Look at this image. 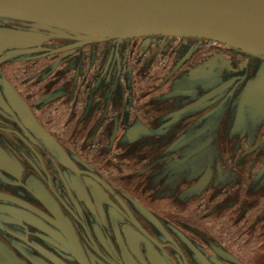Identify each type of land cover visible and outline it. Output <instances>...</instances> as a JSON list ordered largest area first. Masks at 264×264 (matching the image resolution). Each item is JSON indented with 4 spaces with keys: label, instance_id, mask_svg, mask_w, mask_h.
I'll return each instance as SVG.
<instances>
[{
    "label": "flooded vegetation",
    "instance_id": "af4514ba",
    "mask_svg": "<svg viewBox=\"0 0 264 264\" xmlns=\"http://www.w3.org/2000/svg\"><path fill=\"white\" fill-rule=\"evenodd\" d=\"M1 46L0 82L9 89L0 91V199L19 211L10 222L0 214V264H200L191 258L193 250L202 264H216L218 257L239 263L215 239L189 229L214 214V181L163 220L162 196L142 198L162 186L150 188L147 180L137 186L144 169L134 165L125 133L155 114L151 102L135 97L134 90L141 92L128 74L118 80L108 59L106 70L88 68L96 59L66 52L74 42L33 55V48ZM20 55L26 58H12ZM263 139L261 134L245 153ZM188 240L194 244L184 245Z\"/></svg>",
    "mask_w": 264,
    "mask_h": 264
},
{
    "label": "rangeland",
    "instance_id": "374dc122",
    "mask_svg": "<svg viewBox=\"0 0 264 264\" xmlns=\"http://www.w3.org/2000/svg\"><path fill=\"white\" fill-rule=\"evenodd\" d=\"M69 34L33 22L0 18V46L6 45L7 50L33 48L30 55L53 53L75 42ZM90 42H80L66 52L96 59L97 64L88 68L106 70L102 63L108 59L107 66L112 65L122 76L128 74V83L131 78L141 92L138 95L134 90L135 97L140 96L142 103L151 102L154 118L131 123L125 133L134 165L144 169L136 175L137 186L139 180H147L150 188L156 183L162 186L142 198L150 201L153 195L162 196L163 220L165 213L181 212L176 206L184 207L185 199L214 181V214L189 229L198 228L203 239H215L237 264H264V139L245 153L264 134V58L197 37L143 35ZM62 58L49 56L50 60ZM8 85L1 81L0 91L8 90ZM200 181L198 187L191 186ZM190 209L182 210L183 214ZM17 210L0 199V214L7 222ZM179 233L187 237L184 231ZM188 241L183 244L192 243ZM188 255L202 264L195 250ZM164 260L162 264H169ZM220 260L216 258V264H230Z\"/></svg>",
    "mask_w": 264,
    "mask_h": 264
},
{
    "label": "water",
    "instance_id": "95a60500",
    "mask_svg": "<svg viewBox=\"0 0 264 264\" xmlns=\"http://www.w3.org/2000/svg\"><path fill=\"white\" fill-rule=\"evenodd\" d=\"M0 17L68 32L75 44L171 35L211 39L264 58V48L251 44L264 43V0H0Z\"/></svg>",
    "mask_w": 264,
    "mask_h": 264
},
{
    "label": "bare ground",
    "instance_id": "6f19581e",
    "mask_svg": "<svg viewBox=\"0 0 264 264\" xmlns=\"http://www.w3.org/2000/svg\"><path fill=\"white\" fill-rule=\"evenodd\" d=\"M253 47H256V48H264V43H251Z\"/></svg>",
    "mask_w": 264,
    "mask_h": 264
},
{
    "label": "trees",
    "instance_id": "16d2710c",
    "mask_svg": "<svg viewBox=\"0 0 264 264\" xmlns=\"http://www.w3.org/2000/svg\"><path fill=\"white\" fill-rule=\"evenodd\" d=\"M102 40H104V39H102ZM85 44H88V43H92V42H84ZM113 69V68H112ZM118 70V69H117ZM113 72H116L114 69L112 70ZM117 75H119L118 76V80L120 79L121 80V74H119V70H118V72L116 73ZM119 83H121V82H119Z\"/></svg>",
    "mask_w": 264,
    "mask_h": 264
}]
</instances>
